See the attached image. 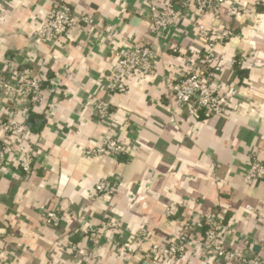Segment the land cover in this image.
<instances>
[{"label":"crops","instance_id":"0c3cea01","mask_svg":"<svg viewBox=\"0 0 264 264\" xmlns=\"http://www.w3.org/2000/svg\"><path fill=\"white\" fill-rule=\"evenodd\" d=\"M0 2V72L14 81L11 69L30 70L43 95L30 107L9 104L6 113L0 100L1 116L26 123L33 152L29 174L15 161L0 173V264H82L70 247L87 246L88 228L100 233L90 264H149L122 244L134 243L144 229L143 251L175 241L186 225L191 239L169 264H232L195 245L212 211L226 225L220 233L224 245L264 259V182L244 180L251 158L264 156V0L227 15L228 0L217 16H198L203 25L234 32L215 47L219 71L212 79L219 96L232 99L223 114L208 117L188 116L177 107L175 121L168 75L179 69L180 54L197 58L205 39L187 26L154 40L148 3L179 0ZM63 3L73 27L60 41L36 37L45 14ZM81 17L92 22L83 24ZM130 41L152 45L155 74L131 78L124 93H108L104 82L114 51ZM100 99L110 104L103 119L93 109ZM108 138L122 145L121 155L85 154ZM100 180L122 185L110 200H98L94 186ZM47 210L58 213L57 225L43 224ZM108 219L120 228L104 227Z\"/></svg>","mask_w":264,"mask_h":264},{"label":"built area","instance_id":"2783aa9c","mask_svg":"<svg viewBox=\"0 0 264 264\" xmlns=\"http://www.w3.org/2000/svg\"><path fill=\"white\" fill-rule=\"evenodd\" d=\"M228 0H179L178 4L167 2L156 6L149 2V18L151 21L150 32L154 40L166 39L172 32H185L187 26L198 31L205 39L204 49L198 53L197 58L180 54V67L169 73L168 89L171 99L172 117L176 120L177 107H184L188 116L201 113L204 117L214 114H223L229 99L222 98L213 86L212 79L219 71L215 64V47L229 40L234 32L229 28L215 29L198 21V16L210 13L217 16L219 7ZM230 9L227 15L240 14L248 11L253 6L261 4V0H229ZM1 7V2H0ZM197 14L187 24L191 13ZM193 13V14H194ZM81 23L90 24L92 19L81 17ZM71 9L67 4H60L49 10L43 17L35 32L39 39H60L73 27ZM173 52L178 50L173 47ZM114 65L104 82L108 93H124L127 90L129 80L135 77L154 75L155 53L150 43L130 41L121 49L114 51ZM237 59L232 62L237 63ZM16 79L10 81L0 72V100L2 108H8L9 104H24L27 107L42 101L41 81L30 70L22 68L11 69ZM94 115L103 119L109 112L108 101L100 99L94 103ZM0 129L4 139L0 143V173L8 169L9 164L15 161V166L24 174L31 172L33 152L26 144L25 137L28 127L25 122H19L13 117L0 115ZM123 153L122 145L113 138L106 139L100 146L85 152L87 156H114ZM244 180L264 182V156H253L244 172ZM122 185L120 181L110 184L107 180H100L94 186L95 197L98 200H110L117 189ZM204 228L200 236L195 237V245L204 251H212L216 257L232 264H264V259L259 254L247 255L243 251L229 249L220 241V233L226 228L222 216L217 211L205 215ZM60 222V216L55 210H47L43 216V224L54 226ZM104 227L119 229L118 222L108 219ZM189 225L182 230L175 241H169L163 245L152 243L142 251L145 242V231L141 229L134 236V243L130 240L122 244L123 249L131 255L141 254L149 264H169V261L181 257L185 252L191 235L188 233ZM87 246L80 249L76 244L70 248L79 254L82 264H90L96 258L95 247L99 241L100 233L92 228L83 230ZM133 243V244H132Z\"/></svg>","mask_w":264,"mask_h":264},{"label":"water","instance_id":"95a60500","mask_svg":"<svg viewBox=\"0 0 264 264\" xmlns=\"http://www.w3.org/2000/svg\"><path fill=\"white\" fill-rule=\"evenodd\" d=\"M33 120H34V118H32V117L29 119V124H30V125H31V123L33 122Z\"/></svg>","mask_w":264,"mask_h":264},{"label":"trees","instance_id":"16d2710c","mask_svg":"<svg viewBox=\"0 0 264 264\" xmlns=\"http://www.w3.org/2000/svg\"><path fill=\"white\" fill-rule=\"evenodd\" d=\"M75 240V239H74Z\"/></svg>","mask_w":264,"mask_h":264}]
</instances>
